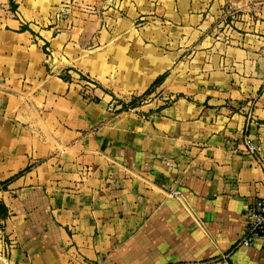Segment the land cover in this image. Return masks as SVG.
I'll return each mask as SVG.
<instances>
[{
	"label": "crops",
	"instance_id": "obj_1",
	"mask_svg": "<svg viewBox=\"0 0 264 264\" xmlns=\"http://www.w3.org/2000/svg\"><path fill=\"white\" fill-rule=\"evenodd\" d=\"M263 75L264 0H0L7 264H264Z\"/></svg>",
	"mask_w": 264,
	"mask_h": 264
},
{
	"label": "built area",
	"instance_id": "obj_2",
	"mask_svg": "<svg viewBox=\"0 0 264 264\" xmlns=\"http://www.w3.org/2000/svg\"><path fill=\"white\" fill-rule=\"evenodd\" d=\"M264 88V75L263 83ZM249 150L256 152L258 147L255 144H249ZM247 226L239 245L253 246L259 242L264 244V197H260L254 201L246 213ZM1 242H6L2 241ZM8 248V244H6Z\"/></svg>",
	"mask_w": 264,
	"mask_h": 264
},
{
	"label": "rangeland",
	"instance_id": "obj_3",
	"mask_svg": "<svg viewBox=\"0 0 264 264\" xmlns=\"http://www.w3.org/2000/svg\"><path fill=\"white\" fill-rule=\"evenodd\" d=\"M81 79L84 81L85 80L88 81V83H85V84L83 83L84 86H88V90L85 88L83 89V95H85L86 97H89L91 99H94V100L98 99L94 95V93L91 91V89L95 88V86H93V84H95V83H93L91 80H89L88 78H86L84 76H82ZM87 91H89V92H87ZM154 91H155V89H153L148 94H144V95L142 94L140 96H135L131 100H129L128 102H124V101L116 98L115 96H114V99L118 102L116 104L119 106V109H125V108H127V106L130 107V106L140 105V104L144 103L146 100L149 99V97L151 96V94ZM0 240L6 241L5 237L2 235V233H0ZM7 243H8L7 241L3 242V243L0 242V264H7V259H6L8 257L7 256V249L8 248L6 247Z\"/></svg>",
	"mask_w": 264,
	"mask_h": 264
},
{
	"label": "trees",
	"instance_id": "obj_4",
	"mask_svg": "<svg viewBox=\"0 0 264 264\" xmlns=\"http://www.w3.org/2000/svg\"><path fill=\"white\" fill-rule=\"evenodd\" d=\"M166 76H167V73H165V74L159 76V77L155 80V82L151 85V87H150V88H149L144 94H148V93H150L153 89H155L156 87H158L159 85H161V84L163 83V81L165 80ZM63 77H64L66 80H69V79H70V78L67 77V76H63ZM144 94H143V95H144ZM130 107H132V106H130ZM127 108H129V107L127 106ZM127 108H125V109H127ZM30 168H31V166H27L25 169H23V170H21L20 172H18L17 174H15L13 177H11V178H9V179H7V180H5V181L0 182V190H6V189L8 188V185H9L14 179H16V178L20 177L21 175L27 173V172L30 170ZM7 216H8V208H7V206H6L4 203H2V202L0 201V219H3V220H4V219L7 218Z\"/></svg>",
	"mask_w": 264,
	"mask_h": 264
}]
</instances>
